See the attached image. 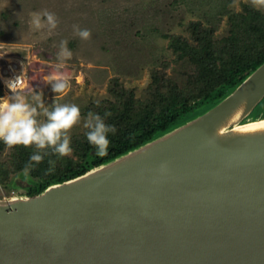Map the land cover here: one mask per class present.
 <instances>
[{
  "label": "water",
  "instance_id": "obj_1",
  "mask_svg": "<svg viewBox=\"0 0 264 264\" xmlns=\"http://www.w3.org/2000/svg\"><path fill=\"white\" fill-rule=\"evenodd\" d=\"M264 61L171 129L0 198V264H264Z\"/></svg>",
  "mask_w": 264,
  "mask_h": 264
},
{
  "label": "rangeland",
  "instance_id": "obj_2",
  "mask_svg": "<svg viewBox=\"0 0 264 264\" xmlns=\"http://www.w3.org/2000/svg\"><path fill=\"white\" fill-rule=\"evenodd\" d=\"M221 1L0 0V54L13 58L24 70L25 81L20 89L23 95L31 98L34 93H42L43 103L49 109L56 104H75L80 108L82 119L72 129L73 136L84 132L83 121L89 107L113 100L109 92L113 77L133 90L136 97L144 96L153 70L162 71L183 86L195 66L188 57L180 58L168 46V36L180 35L191 40L189 23L198 21L209 26L206 14L217 13L216 5ZM246 6L264 13V8L253 7L251 0H228L226 7L244 13ZM45 11L58 20L57 28L51 32L46 27L35 30L30 23L33 13ZM217 17L212 36L221 40L230 35L231 24L227 14ZM73 25L88 29L91 38L82 40L74 33ZM61 41H67L72 56L57 69ZM51 73L66 80L65 93L52 91L45 79ZM262 117L264 101L249 119ZM39 119L45 118L41 115ZM9 152L5 146L0 159H6ZM69 157L76 159L74 152ZM14 180L15 184H22L19 177ZM25 192L21 186L0 183V198L26 195Z\"/></svg>",
  "mask_w": 264,
  "mask_h": 264
},
{
  "label": "trees",
  "instance_id": "obj_3",
  "mask_svg": "<svg viewBox=\"0 0 264 264\" xmlns=\"http://www.w3.org/2000/svg\"><path fill=\"white\" fill-rule=\"evenodd\" d=\"M227 2L217 3V13L206 14L209 26L198 21L189 23L191 40L180 35L168 36V46L178 52L180 58L188 57L195 66L183 86L167 78L162 71L153 70L144 96L136 97L117 77L111 78L109 92L113 100L100 101L87 109L88 113L102 117L106 112L111 113L110 117H105V122L115 125L117 131L109 134L106 156H96L94 147L86 140L85 129L71 136L76 159L58 158L49 151L44 161L27 174L24 168L34 149L11 148L7 158L0 159V183L21 186L27 195L37 194L50 184L74 178L143 144L181 123L195 109L224 96L246 73L264 61V13L248 6L244 13L234 12L227 9ZM217 14H227L231 24L230 35L221 40L212 36L219 21ZM4 147L0 142V156ZM49 160L55 161L51 172L47 171ZM15 177H19L22 184H15Z\"/></svg>",
  "mask_w": 264,
  "mask_h": 264
},
{
  "label": "clouds",
  "instance_id": "obj_4",
  "mask_svg": "<svg viewBox=\"0 0 264 264\" xmlns=\"http://www.w3.org/2000/svg\"><path fill=\"white\" fill-rule=\"evenodd\" d=\"M256 8H264V0H251ZM35 30L47 28L49 32L58 26V20L53 13H33L30 21ZM74 33L82 40H89L91 32L73 25ZM67 41H61L60 52L57 56L56 68L64 66V61L71 59L72 53L67 48ZM23 73V72H22ZM22 74L14 80L7 82L11 95L0 98V142L7 148L23 147L34 149L29 157V162L24 168L27 174L34 166L41 164L44 157L49 154L68 157L72 154L71 131L81 122L80 108L75 104H56L50 109L43 103V94L34 93L31 98L20 91ZM55 94L65 93L68 84L58 73H51L46 78ZM42 110V111H41ZM43 116L45 119L40 120ZM111 113L106 112L104 117L98 113L89 112L84 118L83 128L87 142L94 147L96 156L104 157L110 147L109 134H115V125L105 122V117ZM50 167L47 171L54 170L55 161H48Z\"/></svg>",
  "mask_w": 264,
  "mask_h": 264
},
{
  "label": "built area",
  "instance_id": "obj_5",
  "mask_svg": "<svg viewBox=\"0 0 264 264\" xmlns=\"http://www.w3.org/2000/svg\"><path fill=\"white\" fill-rule=\"evenodd\" d=\"M0 63H3V65H0V83L2 85V94L0 95V98H3L5 96L11 95L7 87V82L14 80L17 76L22 74L23 79L20 85L21 89L25 81L26 74L22 67L19 66V64L13 58H8L0 54Z\"/></svg>",
  "mask_w": 264,
  "mask_h": 264
},
{
  "label": "bare ground",
  "instance_id": "obj_6",
  "mask_svg": "<svg viewBox=\"0 0 264 264\" xmlns=\"http://www.w3.org/2000/svg\"><path fill=\"white\" fill-rule=\"evenodd\" d=\"M262 128H264V119L257 120L254 122L249 121L244 124H239L236 125L234 129L238 131H253Z\"/></svg>",
  "mask_w": 264,
  "mask_h": 264
}]
</instances>
